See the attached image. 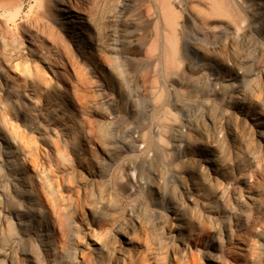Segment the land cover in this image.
<instances>
[{
    "label": "rangeland",
    "instance_id": "obj_1",
    "mask_svg": "<svg viewBox=\"0 0 264 264\" xmlns=\"http://www.w3.org/2000/svg\"><path fill=\"white\" fill-rule=\"evenodd\" d=\"M0 264H264V0H0Z\"/></svg>",
    "mask_w": 264,
    "mask_h": 264
},
{
    "label": "bare ground",
    "instance_id": "obj_2",
    "mask_svg": "<svg viewBox=\"0 0 264 264\" xmlns=\"http://www.w3.org/2000/svg\"><path fill=\"white\" fill-rule=\"evenodd\" d=\"M59 11H61V12H63V13H66V14H69L72 10L69 8H65V7H61L60 9H59ZM213 14H215V15H219L220 13L216 10V8H214L213 9ZM222 14H224L223 12H221V15ZM69 16H66V18H68ZM83 21L84 20H82V19H79V20H75V22H71L70 24L71 25H73L72 26V28H74V29H76L77 31H78V28H77V26L75 25L74 26V23H79V26L83 29V32H81V36H83V38H85V40L87 41V42H93L95 39H94V36L92 35V33L90 32V31H88L87 30V28H86V26H85V24L83 23ZM69 22V21H68ZM67 22V23H68ZM174 45V44H173ZM175 47V46H174ZM174 47H171V48H173V55H175L174 53L176 52V49H175V51H174ZM171 50V49H170ZM177 53V52H176ZM193 53V52H192ZM178 55V54H177ZM170 57V56H169ZM175 58V57H174ZM173 59V58H172ZM177 60V59H176ZM170 62V61H169ZM172 62H174L173 60H172ZM175 63V62H174ZM175 68V67H174ZM230 88V89H232V92H235V91H237L239 88H240V86L238 87H236V86H233V85H231V83L230 84H227V88ZM244 91V90H243ZM242 94H244L243 92H241ZM239 102H241V103H243V104H245V103H247V99H246V96L245 95H242L240 98H239ZM20 106H22V108L23 109H26V105H20ZM21 108V107H20ZM21 108V109H22ZM135 140L133 141V143H134V145H135ZM130 145V144H129ZM206 161H210V160H206ZM26 181V180H25ZM27 183H30V178H27ZM34 191H33V189H32V187L30 186V184L28 185H25L24 187H23V190H22V193L23 194H28V193H31V196H32V193H33ZM35 194H33V196H34Z\"/></svg>",
    "mask_w": 264,
    "mask_h": 264
}]
</instances>
